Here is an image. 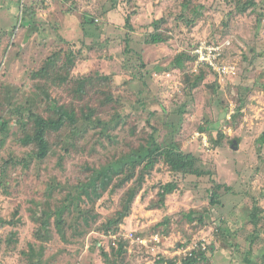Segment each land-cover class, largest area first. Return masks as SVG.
I'll use <instances>...</instances> for the list:
<instances>
[{"label": "rangeland", "instance_id": "1", "mask_svg": "<svg viewBox=\"0 0 264 264\" xmlns=\"http://www.w3.org/2000/svg\"><path fill=\"white\" fill-rule=\"evenodd\" d=\"M183 1L186 0H121L116 10L105 14L106 8L112 7L111 0H69L68 3L75 2L82 7V13H104L109 19H97L98 26L91 27L80 24L76 17L60 16L59 23L52 20L65 38L76 43L73 50L80 58L75 76L112 75L116 88L123 91L126 86L129 92L141 95L151 111L161 109L162 112L165 108V120L174 125L165 126L158 134L159 140L164 147L178 141V150L173 151L195 155L207 172L201 177L184 175L171 171L169 164L161 162L138 191L131 213L120 222L116 233L101 226L114 217L122 206L123 196L136 185V180L113 193L106 191L95 204L98 217L94 226L91 224L80 240L72 238L65 242L56 233L47 245L44 259L54 255L51 261L56 260L57 264H107L105 253L110 258L114 256L112 247L118 245L121 235L126 241L125 264H161V261L170 264L178 247L197 241L213 250L208 260H199L198 264H264V142L261 137L264 134V0H256L259 5L250 14L232 17L229 14L233 0H192L203 11L199 19L189 10L184 11ZM23 2L31 4L32 0ZM21 13L19 0H0V80L3 82L22 75L21 61L14 59L16 52L23 50L20 44L26 42L20 29ZM191 20L194 24L188 25ZM127 21L132 28L126 25ZM158 30L170 39L158 45L147 44V35ZM216 40L231 42L227 60L237 63L238 74L221 79L208 72L205 80L189 91L186 72L176 69L173 59L182 51L189 52L197 42ZM196 77L190 75V81ZM89 96L95 98L92 93ZM33 100L30 95V102L25 101L22 107L29 108ZM240 105L243 108L239 112ZM17 118L14 112L4 116L10 131L2 141L0 138L3 147L0 166L9 158V151L27 159L32 156L30 148L16 140L20 135L16 131L25 121ZM136 120L145 123V118L135 115L128 118L130 125ZM234 139H238L236 147ZM89 149L87 146L80 163L106 161L100 147L90 152ZM54 158L43 164L37 160L42 168L40 176L34 170L36 161L31 166L34 173L30 177L23 171L16 172L15 181L10 180V184L6 179L9 195L5 187H0V264H29L22 251L28 249V242H37L34 239L37 223L28 208L33 205L31 198L43 197V192L36 189L42 180L50 179L51 171L45 168L51 167L63 183L79 181L80 164L73 162L69 170L60 172L56 169L57 157ZM1 173L0 168V182L5 184ZM171 181L178 187L161 207L159 184ZM67 192L63 190L61 197ZM214 192L218 195L216 204L211 203ZM152 204L160 207L150 208ZM254 209L262 218L258 228L252 222ZM191 210L204 213L202 224L185 217ZM168 217L169 232L160 235L153 232L154 226ZM138 232L147 235L146 244L134 241L135 236L131 234ZM154 237L160 238V242Z\"/></svg>", "mask_w": 264, "mask_h": 264}, {"label": "trees", "instance_id": "2", "mask_svg": "<svg viewBox=\"0 0 264 264\" xmlns=\"http://www.w3.org/2000/svg\"><path fill=\"white\" fill-rule=\"evenodd\" d=\"M68 1L32 0L31 4H27L19 0L23 10L20 29L22 34L24 33L23 39L26 42L25 45L20 44L23 50L17 51L14 59L21 61L22 75L6 82L0 80L1 141L10 131L9 122L4 119V116L8 112H14L18 114V120L25 119L23 125L16 131L20 132L16 140L22 146L30 148L32 154L27 159L17 156L14 152H8L7 149L9 158L0 166L4 182L6 179L9 184L10 180L15 181L16 172L24 171L30 177L34 170H37V175L40 176L42 168L37 160L42 161L43 164L48 159L57 157L56 169L60 172L69 170L73 162L76 165L80 164L77 169L81 173L80 179L73 184L63 183L51 167L45 168L51 171L50 179L42 180L36 189L43 192V197L39 200L31 198L33 205L28 208L37 223L34 230V239L37 242H28V249L22 251V255L26 257L29 264H57L56 260L51 261L54 255L44 259L47 245L54 240L55 234L57 233L65 242H69L72 238L80 240L91 224L93 226L95 224L98 217L95 204L98 199L106 191L113 193L115 189L123 188L136 180V185L128 189L123 196L122 206L114 217L101 226L106 227L107 231L115 233L119 231L120 222L131 213L138 191L142 189L148 177L161 162L169 164L171 171L184 175L201 177L207 172L201 168L195 155L173 151L178 150V141L164 147L163 142L159 140L158 134L161 130L165 126L174 125L165 120V108L162 112H160L161 109L151 111L141 95L129 92L126 86L123 91L116 88L113 85L112 75L75 76L74 71L80 58V55L73 50L76 49V43L72 42L73 39L65 38L59 32L61 30L59 25H55L52 20L59 23L60 16L76 17L80 24L91 27L94 24L98 26L97 19L108 20L109 16L107 14L106 17L104 13L99 15L98 12L96 14L82 13V7ZM111 1L112 7L110 9L107 7L105 14L116 10L121 0ZM129 1L132 2V0ZM186 1H183L184 11L189 10L190 13L195 14V19L203 16L202 9L198 10L199 4L192 0ZM233 1L230 17L235 14H250L259 5L256 0ZM52 6L53 9L50 8ZM191 24H194V20L188 21V25ZM126 25L132 28L129 21ZM169 39V35L158 30L147 35L145 42L158 45ZM223 43V55L227 59V47H230L231 42L227 40ZM199 44L200 42H197L192 45L189 52L182 51L173 59V66L186 72L185 78L190 84L187 85L189 91L198 87L205 80L208 72L217 77L215 72L208 69L201 68L196 72L193 71L196 56L191 53V50ZM254 52L255 50L252 53ZM189 71L191 74H188ZM193 74L197 77L192 82L190 75ZM126 77L131 76L126 75ZM90 93L95 95V98L92 99L89 96ZM30 95L34 98L33 103L28 105L29 108H23L25 101L30 102ZM91 101L94 103L92 104ZM116 105L117 108L114 107ZM242 108L243 105H240L238 111L240 112ZM180 112L182 113V110ZM132 115L145 118V123L136 120L133 125H130L128 118ZM261 137L264 142V134ZM232 141L238 142V139ZM87 146L90 147L89 152L100 147L103 150L100 154L106 156V161L99 159L96 160L97 163L96 161L80 163ZM1 148H3L2 145H0ZM36 161L37 166L33 170L31 166ZM220 186L216 185L217 188H221ZM0 187H5L8 191L9 185L6 182L5 184L0 182ZM177 187L174 181L159 184L158 196L161 207L164 206L168 195L172 194ZM63 190L68 192L61 197ZM217 198L218 195L215 192L212 193L211 203L216 204ZM156 207L160 206L152 204L150 208ZM17 213L18 211L15 215ZM201 215L204 213L192 210L185 213L189 221L197 220L199 224L204 222ZM251 215L252 222L258 228L262 218L257 209H254ZM2 223L5 224V222ZM170 223L169 217L162 220L154 226L153 229L156 231L153 232H159L158 235L169 232ZM134 236L147 237L144 232L135 233ZM119 237L118 245L112 247L114 256L111 255L110 258V255L105 253L107 264H125L126 241L121 235ZM212 251V247L209 249L199 247L194 257L189 258L187 262L198 264L199 260L206 261L209 252ZM160 263L163 264L162 261ZM170 264L175 263L171 261Z\"/></svg>", "mask_w": 264, "mask_h": 264}, {"label": "built area", "instance_id": "3", "mask_svg": "<svg viewBox=\"0 0 264 264\" xmlns=\"http://www.w3.org/2000/svg\"><path fill=\"white\" fill-rule=\"evenodd\" d=\"M224 43H218L214 41L213 43L200 42V44L191 50V53L196 56V60L193 63V71L196 72L201 68L211 70L217 74V77L224 79L225 77L230 78L238 74V66L236 62L229 61L223 55ZM233 112V111H232ZM204 134V133H203ZM204 140V139H203ZM203 143L207 144L206 141ZM158 235V234H157ZM134 237V234H131ZM157 242H160V238L154 237ZM145 238H134V241L141 244H146ZM202 247L206 249V246L201 241L197 243H190L186 246L178 247L173 253V259L175 264H189L187 260L193 258L195 251Z\"/></svg>", "mask_w": 264, "mask_h": 264}, {"label": "water", "instance_id": "4", "mask_svg": "<svg viewBox=\"0 0 264 264\" xmlns=\"http://www.w3.org/2000/svg\"><path fill=\"white\" fill-rule=\"evenodd\" d=\"M234 146L236 147V141H234Z\"/></svg>", "mask_w": 264, "mask_h": 264}]
</instances>
